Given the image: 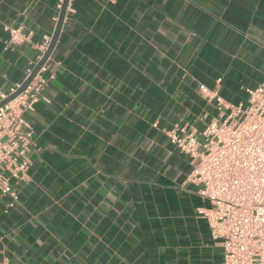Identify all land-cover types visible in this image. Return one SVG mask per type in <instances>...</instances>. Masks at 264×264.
Instances as JSON below:
<instances>
[{
	"label": "crops",
	"instance_id": "0c3cea01",
	"mask_svg": "<svg viewBox=\"0 0 264 264\" xmlns=\"http://www.w3.org/2000/svg\"><path fill=\"white\" fill-rule=\"evenodd\" d=\"M57 4L0 0V93L39 60ZM9 27L28 40L8 43ZM49 74L24 113L18 203L0 195V264H220L166 130L219 116L201 85L246 104L264 77V0H69Z\"/></svg>",
	"mask_w": 264,
	"mask_h": 264
},
{
	"label": "built area",
	"instance_id": "2783aa9c",
	"mask_svg": "<svg viewBox=\"0 0 264 264\" xmlns=\"http://www.w3.org/2000/svg\"><path fill=\"white\" fill-rule=\"evenodd\" d=\"M61 2L58 0V8ZM52 20L56 22L57 15ZM7 31L10 44L29 38L21 27ZM50 37H43L42 53ZM32 68H26L25 78ZM43 70L44 65L21 93L0 106V195L7 196L6 207L18 203L13 184H19L29 168L31 125L24 113L33 111L53 78L52 74L41 75ZM20 84L0 93V100ZM200 92L208 101H215L219 116L199 132L174 125L166 130L167 138L189 157L187 180L198 185L197 193L209 204L198 212L222 248L220 264H264V77L256 87L246 89V104L228 103L205 85Z\"/></svg>",
	"mask_w": 264,
	"mask_h": 264
},
{
	"label": "water",
	"instance_id": "95a60500",
	"mask_svg": "<svg viewBox=\"0 0 264 264\" xmlns=\"http://www.w3.org/2000/svg\"><path fill=\"white\" fill-rule=\"evenodd\" d=\"M68 3H69V0H62L61 6H60V9H59V13H58V16H57V21L55 23V27H54L53 33H52V35L50 37L49 43H48L45 51L42 53L41 57L39 58V60L33 66L30 74L21 82L20 86L14 92H12L8 96H6L5 98L0 100V106H2L5 103L11 101L19 93H21L25 89V87L28 85V83L39 72L41 67L45 64V62L47 61V59L51 55V53H52V51H53V49L55 47V44H56V42L58 40V37L60 35L62 26H63V21H64V17H65V14H66V9H67Z\"/></svg>",
	"mask_w": 264,
	"mask_h": 264
}]
</instances>
